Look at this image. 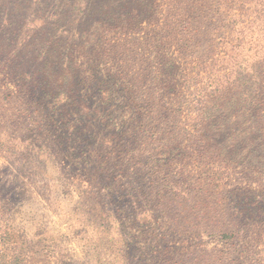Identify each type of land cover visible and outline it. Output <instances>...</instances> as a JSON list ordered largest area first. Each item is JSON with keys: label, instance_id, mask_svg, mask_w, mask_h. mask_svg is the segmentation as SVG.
Segmentation results:
<instances>
[{"label": "rangeland", "instance_id": "1", "mask_svg": "<svg viewBox=\"0 0 264 264\" xmlns=\"http://www.w3.org/2000/svg\"><path fill=\"white\" fill-rule=\"evenodd\" d=\"M74 1L0 0V51L19 69L0 57V264H264L263 238L246 254L245 242L229 245L210 220L221 191L203 187L204 178L220 185L231 167L207 156L200 175L189 143H150L120 123L98 122L105 109L118 117L126 101L110 88L109 106L97 98L94 106L85 71L72 80L80 105L58 106L70 90L48 86L44 63L56 53H39L38 41L62 36L75 16L65 3ZM99 4L72 28L89 25ZM102 68L100 80L110 83ZM181 115L173 112L180 133L188 127ZM216 144L224 165L227 142Z\"/></svg>", "mask_w": 264, "mask_h": 264}, {"label": "trees", "instance_id": "2", "mask_svg": "<svg viewBox=\"0 0 264 264\" xmlns=\"http://www.w3.org/2000/svg\"><path fill=\"white\" fill-rule=\"evenodd\" d=\"M95 1L100 7L89 25L73 29ZM110 2L115 3L108 10ZM65 5L75 16L61 29L62 36L38 41L39 53H56L44 63L48 86L70 90L58 106L69 111L80 105L72 80L75 70L85 71L97 93L94 106L96 98L102 108L109 106L110 88L122 89L126 101L118 117L105 109L98 122L120 123L150 143H189L200 175L209 170L207 156L218 161V169L231 167L234 175L224 183L209 185L206 177L203 187L221 191L211 208L213 225L229 245L245 242L248 254L255 240L264 239V26L254 24L264 23V0H75ZM0 57L16 64L10 53L0 51ZM101 66L110 83L100 80ZM173 112L187 120L181 133ZM223 138L224 165L216 148ZM209 142L215 144L211 149ZM224 214L228 224L222 222Z\"/></svg>", "mask_w": 264, "mask_h": 264}]
</instances>
